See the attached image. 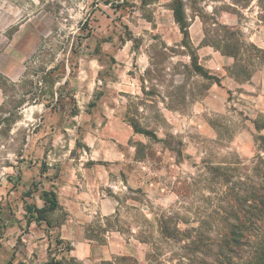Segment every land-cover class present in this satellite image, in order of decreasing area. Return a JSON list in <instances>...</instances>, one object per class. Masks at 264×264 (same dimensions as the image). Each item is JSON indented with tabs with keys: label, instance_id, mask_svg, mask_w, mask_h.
<instances>
[{
	"label": "rangeland",
	"instance_id": "obj_1",
	"mask_svg": "<svg viewBox=\"0 0 264 264\" xmlns=\"http://www.w3.org/2000/svg\"><path fill=\"white\" fill-rule=\"evenodd\" d=\"M175 1L0 0V264H120L124 256L148 264L151 247L139 239L156 238L155 216L213 213L217 187L208 166L232 152L250 159L263 146L264 50L249 48L259 40L251 35L257 24L248 23L252 11L234 9L244 45L239 65L250 80L217 49L200 51L201 32L193 27L192 50L206 79L182 44ZM182 1L188 23L200 19L209 38H218L213 19L226 6L213 13L218 0ZM97 113L122 115L157 140L137 133L119 146L122 170L112 168L103 187L115 212L83 224L79 236L93 238L94 246L80 260L79 244L61 230L87 216L60 207L48 227L27 208H42L43 191L60 189L75 170L100 160ZM114 148L106 147L105 164L119 157ZM171 254L162 249L152 264H175Z\"/></svg>",
	"mask_w": 264,
	"mask_h": 264
},
{
	"label": "trees",
	"instance_id": "obj_2",
	"mask_svg": "<svg viewBox=\"0 0 264 264\" xmlns=\"http://www.w3.org/2000/svg\"><path fill=\"white\" fill-rule=\"evenodd\" d=\"M173 4L171 10L183 34L182 44L192 51V68L198 75L209 79L197 55L193 53L184 2L176 0ZM213 25L220 28L218 38H209L205 28L202 45L232 57L234 68H242L240 75L250 80L251 75H247L246 68L239 65L238 58L244 51V45L237 39L239 32L219 24L216 19H213ZM249 48L250 51H261L254 44ZM130 125L136 133L157 140L155 134L143 131L135 122ZM165 145L169 148L167 143ZM227 156L225 161L218 162L216 166H208L213 176L212 182L217 187L216 210L204 215L199 213V216L176 210L156 215V238L150 236L139 239L140 243L151 247V252L146 255L148 264L157 260L158 252L162 249L172 252L170 261L175 264H264V144L250 159H243L236 152L228 153ZM42 200V208L30 207L27 210L37 224L46 223L50 227L49 215L60 209L58 196L53 190L43 191ZM182 225L188 228L184 229ZM87 239L94 240L88 236ZM119 262L141 264L126 256L119 258Z\"/></svg>",
	"mask_w": 264,
	"mask_h": 264
},
{
	"label": "crops",
	"instance_id": "obj_3",
	"mask_svg": "<svg viewBox=\"0 0 264 264\" xmlns=\"http://www.w3.org/2000/svg\"><path fill=\"white\" fill-rule=\"evenodd\" d=\"M214 4L216 6L211 7L213 13L217 9V4L226 6V9H223L221 12V16L217 17V21L219 24L228 26L230 28H234L240 25L239 18H237L234 9H239L242 11V14L245 12L252 11L251 17L255 19L249 20L248 23H255L257 24V29L251 32L252 36H259V40L254 42V45L257 46L259 49L264 50V18L261 16L264 14V0H250V3L247 6H240L236 2V0H218L215 1ZM173 12V11H172ZM174 17V15H173ZM248 19L250 16H247ZM193 21V20H192ZM189 24V34L190 39H192V30L193 27L201 32V38L199 41L198 49L200 51L204 50L205 48H209L210 46H203L202 42L204 40V29H203V22L198 19L196 22ZM197 21H200V25L197 24ZM244 22H247V19H244ZM244 32H247V28L242 27ZM183 35V34H182ZM192 35V36H191ZM192 37V38H191ZM222 57L228 59L229 61L234 59L229 56L223 55L220 51H217ZM97 116L92 118V122L97 123L96 132L99 135V139L97 141L101 142L100 145L96 146V152L100 158L94 164H91L87 168H83L82 172H78L75 170L74 178L70 180V182L64 183L63 181L59 182L57 187L60 189L56 190L55 187H51L46 191L53 190L56 192L59 200L60 207L66 211L70 215L82 214L83 216H87V218H83V221L71 218L70 221L63 226L62 238L67 239L68 241H75V244H79V249L77 256L80 260H85L89 257L91 248L94 246V242L92 240L87 239L85 236L82 238L80 235V231L84 230L83 224L85 222H89L90 218L94 215L102 214V215H112L115 212V208L113 206V202L111 201L112 197H109L104 191L103 187L109 185V177L111 172L113 171L112 168L115 169V172H120L122 170V163L121 157H123V152L119 149V146L127 143L134 134H137L133 127L127 123L125 118L120 116H111L110 114H105L106 118L102 116L101 113H97ZM99 122H98V120ZM66 129H69L68 127ZM104 137V138H103ZM108 145H114V150H120L119 157H115L113 159V163L111 165L105 164L109 158L107 155H104V151L107 150L106 147ZM104 155V156H103ZM111 161V160H110ZM63 170L68 166L67 161H62ZM50 168L49 173L54 172V164H49ZM82 166V165H81ZM46 173L45 178L48 180V176ZM51 175V174H50ZM63 177V176H62ZM70 187L71 190H62ZM76 232V240L72 238L73 232Z\"/></svg>",
	"mask_w": 264,
	"mask_h": 264
}]
</instances>
